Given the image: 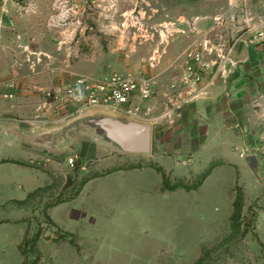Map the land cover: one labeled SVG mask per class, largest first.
Instances as JSON below:
<instances>
[{"label":"rangeland","instance_id":"1","mask_svg":"<svg viewBox=\"0 0 264 264\" xmlns=\"http://www.w3.org/2000/svg\"><path fill=\"white\" fill-rule=\"evenodd\" d=\"M115 74L149 90L124 118L151 154L66 91ZM263 95L264 0H0V264H264V160L231 109Z\"/></svg>","mask_w":264,"mask_h":264},{"label":"built area","instance_id":"2","mask_svg":"<svg viewBox=\"0 0 264 264\" xmlns=\"http://www.w3.org/2000/svg\"><path fill=\"white\" fill-rule=\"evenodd\" d=\"M66 91L69 94L80 91L79 101L87 108H98L121 117L139 116L138 99L149 95V90L143 89L136 78L118 74L101 81L79 76ZM251 149L249 155H256L259 161L264 160V140L256 142Z\"/></svg>","mask_w":264,"mask_h":264},{"label":"water","instance_id":"3","mask_svg":"<svg viewBox=\"0 0 264 264\" xmlns=\"http://www.w3.org/2000/svg\"><path fill=\"white\" fill-rule=\"evenodd\" d=\"M87 124L96 127L107 141L114 143L127 153L151 154L153 149V127L136 120L112 115L85 118ZM249 168L258 176L259 159L256 155L245 157Z\"/></svg>","mask_w":264,"mask_h":264},{"label":"crops","instance_id":"4","mask_svg":"<svg viewBox=\"0 0 264 264\" xmlns=\"http://www.w3.org/2000/svg\"><path fill=\"white\" fill-rule=\"evenodd\" d=\"M230 91H232V90H230ZM244 92L248 93V94L253 93L252 90H247V92L246 91H244ZM198 97H199L198 102H196L195 107H198L200 112L206 110V107H208L209 113H210L211 108L215 107V103H216L215 93H213V92L211 93L209 91L208 92V99H202V98H200V95H198ZM261 100H262L261 106H260L261 109H257V110H254V108H249V109L243 108L242 110H240V109H238V108H240V105H237L238 103L231 105V109L239 110L238 111V114H240L238 116L239 117V125H237V126L240 128L238 129V133L234 132L235 133L234 135L236 137L235 140L240 142L241 145H246V144L250 145V144H252L251 142L256 143L260 140H264V95H263ZM246 112H248V113L246 114ZM234 120H236V119H234ZM242 131H243V133H242ZM231 157L236 158V155L231 156ZM246 164H247V162H246ZM247 166H248V164H247Z\"/></svg>","mask_w":264,"mask_h":264}]
</instances>
